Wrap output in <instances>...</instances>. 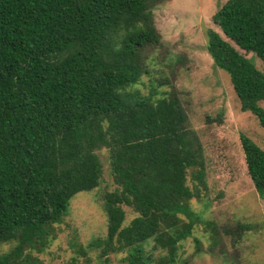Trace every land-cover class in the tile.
Instances as JSON below:
<instances>
[{"label": "trees", "instance_id": "trees-1", "mask_svg": "<svg viewBox=\"0 0 264 264\" xmlns=\"http://www.w3.org/2000/svg\"><path fill=\"white\" fill-rule=\"evenodd\" d=\"M163 0H0V264H41L70 198L95 188L106 148L116 187L103 194L101 255L126 250L127 264L177 262L188 201L206 189L196 132L176 96L134 87L159 44L152 8ZM206 29V51L225 71L241 111L264 125V0H226ZM247 173L264 198V149L239 133ZM122 205L136 213L123 224ZM178 212L189 219L182 220ZM209 227L211 226L210 223ZM211 228V227H210ZM152 249V250H153Z\"/></svg>", "mask_w": 264, "mask_h": 264}, {"label": "rangeland", "instance_id": "rangeland-1", "mask_svg": "<svg viewBox=\"0 0 264 264\" xmlns=\"http://www.w3.org/2000/svg\"><path fill=\"white\" fill-rule=\"evenodd\" d=\"M226 0H163L152 8L159 44L145 51L149 73L134 87L148 95L149 82L160 80L156 95H175L196 132L204 162L206 189L188 201L194 212L188 233L177 244L175 264H264V198L247 173L239 133L264 149V125L249 111H241L228 75L215 66L206 51V29L220 30L212 14ZM264 74V62L236 47ZM258 104L264 108V101ZM101 179L91 190L76 192L55 233L39 253L41 264H127L126 250L103 256L89 243L104 236L103 194L116 187L109 171L106 148L95 150ZM123 224L136 215L122 205ZM182 220L189 218L178 212ZM210 223V227L209 224ZM144 243L154 264L159 249ZM10 243L0 244V253Z\"/></svg>", "mask_w": 264, "mask_h": 264}]
</instances>
